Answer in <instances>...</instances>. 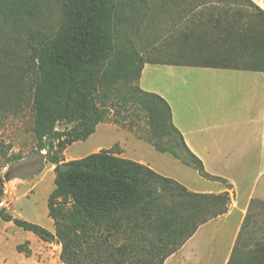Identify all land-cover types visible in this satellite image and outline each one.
I'll return each instance as SVG.
<instances>
[{
    "label": "trees",
    "instance_id": "obj_1",
    "mask_svg": "<svg viewBox=\"0 0 264 264\" xmlns=\"http://www.w3.org/2000/svg\"><path fill=\"white\" fill-rule=\"evenodd\" d=\"M56 1L62 4L56 33L30 35L39 48L32 60L33 133L37 149L46 152L54 166L55 189L48 210L55 232L3 209L0 218L45 243L61 245L64 264H128L130 260L132 264H164L200 226L228 213L226 202L220 204L226 199L193 193L144 164L122 158L118 143L71 161L64 159V152L76 142L87 141L112 114L133 110L137 117L144 115L149 127V135L139 139L160 153H170L202 178L227 189L232 186L207 173L189 150L173 124L168 102L139 87L144 65L161 63L146 61L132 44L116 40L118 23L140 13L138 0ZM48 2L0 0V23L17 29L24 20L39 19ZM221 3L226 9L214 23L212 14L198 23L202 31L210 28L217 37L214 45L205 40L203 50L197 49L202 63L169 64L264 72V9L253 0ZM1 81L2 98L11 82L8 77ZM249 220L247 213L228 264H264V246L247 252L252 243L246 239ZM24 246L17 250L31 255ZM247 253L251 254L248 259Z\"/></svg>",
    "mask_w": 264,
    "mask_h": 264
},
{
    "label": "rangeland",
    "instance_id": "obj_2",
    "mask_svg": "<svg viewBox=\"0 0 264 264\" xmlns=\"http://www.w3.org/2000/svg\"><path fill=\"white\" fill-rule=\"evenodd\" d=\"M253 1L264 9V0ZM136 8L140 13L118 23V42L132 44L149 62L169 64L182 61L200 64L202 60L197 57V49L203 48L205 40L214 45L217 37L210 28L202 31L198 23L201 20L207 21V14L214 16V23L215 18L226 9V5L221 0H138ZM61 17L62 4L49 0L43 8L42 16L37 20H24L23 26L17 29L0 23V177L3 179V188L7 190L2 199L9 205L6 212L48 230L54 229L53 220L49 217L48 199L55 189V173L54 166L45 157L46 152L37 149L33 133L32 98L35 75L32 60L36 58L39 48L30 35L52 36L59 29ZM185 35H188L187 42L184 41ZM159 70L154 81L165 91H169L167 95L175 109L200 108L203 112H209L216 105L218 113L225 119L236 120L249 113L260 116L264 101L263 87L243 81L237 71L219 70L215 74L203 69L185 68L178 69L173 78L168 68L160 67ZM6 77L9 78L11 87L2 93L1 98V80ZM131 126L134 128L132 131L129 129ZM241 126L235 134L234 140L237 143L249 131L248 126ZM130 133L137 138L149 135L144 115L137 117L136 114L133 115V110L120 116L112 114L87 141L70 146L64 152V159L71 161L84 158L102 149H112L117 143L124 147L127 157L131 159L139 154H146V150L136 147ZM116 150L115 148L114 151ZM251 166L258 167V162L255 161ZM192 172L198 178V187H215L205 179H200L196 171ZM248 173L250 177L242 182L244 186H240L242 195L247 186L255 182L259 171L255 168ZM262 184L263 186L258 187L248 212L250 220L246 239L252 240V243L247 252L264 246V179ZM235 221L236 217L230 221L232 227ZM28 234L29 232L0 218V255L5 258L0 264H7L13 259L14 252H18V246L15 245L24 242ZM23 244L26 252L29 244ZM51 249L47 259L41 249L31 263L18 264L63 263L58 255L62 247L58 249L55 245ZM248 253L244 256L247 259L251 256ZM132 262L130 260L128 264Z\"/></svg>",
    "mask_w": 264,
    "mask_h": 264
},
{
    "label": "crops",
    "instance_id": "obj_3",
    "mask_svg": "<svg viewBox=\"0 0 264 264\" xmlns=\"http://www.w3.org/2000/svg\"><path fill=\"white\" fill-rule=\"evenodd\" d=\"M160 67L168 68L173 78L177 75L178 69L185 68L203 69L215 74L219 70L237 71L243 81L263 87V99L264 72L208 68L188 64L155 63H146L142 70L139 87L145 92L161 96L168 102L172 111L173 124L182 134L189 150L203 163L207 173L226 180L232 186L231 189H227L221 183L206 179L215 187H198V178L192 172L196 171L194 168L185 165L170 153L158 152L150 143L135 137L132 133L129 135L133 137L136 147L146 150V154H139L138 157L131 159L127 157L124 147L120 145L122 158L144 164L160 175L177 181L193 193L213 194L226 199L221 200L220 204L226 202L228 213L200 226L194 236L176 253L167 258L164 264H228L251 201L254 199L258 187L263 186L264 101L260 116L256 117L249 113L247 116L238 117L236 120L222 117L218 113L216 105H213L209 112H203L200 108L199 110L186 107L175 109L167 95L169 91H165L154 81ZM254 91L258 92L257 89ZM242 124L248 126L249 131L240 141L241 143H237L234 140L236 139L235 134L242 127ZM255 161L258 162V167L251 166ZM255 168L259 171L255 182L249 184L242 195L240 186H244L242 182L250 177L248 172ZM196 173L198 172L196 171ZM197 175L200 179H204L199 176V173ZM218 184L223 185V187ZM231 193H234V196H231ZM234 217H236V221L232 227L230 221ZM50 231L55 232V228ZM23 243L29 244L31 255L27 256L19 251L14 252L13 259L7 264L31 263L41 249L44 258H48L51 254V247L56 245L58 249H61L60 245L45 243L31 232L24 242L15 246ZM60 251L58 253L59 258ZM0 261H5L1 255Z\"/></svg>",
    "mask_w": 264,
    "mask_h": 264
},
{
    "label": "built area",
    "instance_id": "obj_4",
    "mask_svg": "<svg viewBox=\"0 0 264 264\" xmlns=\"http://www.w3.org/2000/svg\"><path fill=\"white\" fill-rule=\"evenodd\" d=\"M4 193H7V190L4 189ZM9 208L8 202L5 199H0V209L7 210Z\"/></svg>",
    "mask_w": 264,
    "mask_h": 264
},
{
    "label": "water",
    "instance_id": "obj_5",
    "mask_svg": "<svg viewBox=\"0 0 264 264\" xmlns=\"http://www.w3.org/2000/svg\"><path fill=\"white\" fill-rule=\"evenodd\" d=\"M6 179V178H5Z\"/></svg>",
    "mask_w": 264,
    "mask_h": 264
}]
</instances>
